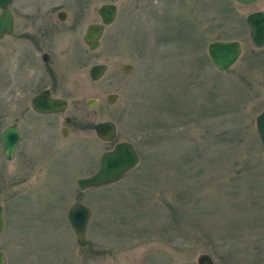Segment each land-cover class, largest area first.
Segmentation results:
<instances>
[{
    "label": "rangeland",
    "instance_id": "rangeland-1",
    "mask_svg": "<svg viewBox=\"0 0 264 264\" xmlns=\"http://www.w3.org/2000/svg\"><path fill=\"white\" fill-rule=\"evenodd\" d=\"M24 1L28 12L52 11L55 23L58 12L67 13L58 96L69 107L37 132V166L20 158L28 126L17 157L7 160L3 131L20 116L27 124L41 120L32 119L29 99H14L16 84H5L16 61L0 42V249L7 264H198L203 254L214 264H264V147L256 121L264 110V48L255 47L246 23L264 11V0L252 7L233 0L16 2ZM106 4L117 5L116 19L90 51L85 33L102 23L98 10ZM216 41L242 43L227 72L209 57ZM95 65L107 66L98 81L89 74ZM111 94L118 95L113 105ZM108 121L117 127L115 143H132L140 163L117 184L82 192L78 180L115 146L95 132ZM77 203L93 211L87 247L67 218Z\"/></svg>",
    "mask_w": 264,
    "mask_h": 264
},
{
    "label": "water",
    "instance_id": "water-1",
    "mask_svg": "<svg viewBox=\"0 0 264 264\" xmlns=\"http://www.w3.org/2000/svg\"><path fill=\"white\" fill-rule=\"evenodd\" d=\"M13 0H0V9L5 10V14L0 18V39L5 34L13 31V17L8 10V6ZM243 7H251L262 0H233ZM102 24H92L88 27L84 36V42L90 51H95L101 44L105 28L113 24L118 13V7L114 4H106L98 10ZM61 19L66 14H61ZM247 26L250 30V38L258 49L264 48V11L254 12L246 18ZM242 43L240 41H216L208 46V54L213 65L221 72L230 70L239 60L242 54ZM133 70L131 65L124 67V73L129 74ZM106 65H96L90 69V77L94 81L100 80L106 73ZM109 104L113 105L118 100V95L111 94L107 98ZM94 99L88 101V106L94 108ZM68 102L65 100H54L49 96L41 95L32 102L34 111L44 114L64 113L68 109ZM70 120H68L69 122ZM257 130L264 147V111L257 118ZM66 129L64 130V133ZM97 137L106 143H112L118 138L116 125L111 122L99 123L95 126ZM3 154L7 160H13L16 148L20 140V131L16 126L8 127L2 134ZM140 163L134 145L129 142H120L114 149L103 153L99 170L92 176L82 178L78 181L81 191L93 188H101L116 184L134 170ZM93 212L90 207L83 203H77L69 209L68 221L73 229L77 243L81 247H87V229ZM4 208L0 206V247L1 236L4 231ZM0 264H7L5 253L0 249ZM198 264H214L212 257L203 254L198 258Z\"/></svg>",
    "mask_w": 264,
    "mask_h": 264
},
{
    "label": "flooded vegetation",
    "instance_id": "flooded-vegetation-1",
    "mask_svg": "<svg viewBox=\"0 0 264 264\" xmlns=\"http://www.w3.org/2000/svg\"><path fill=\"white\" fill-rule=\"evenodd\" d=\"M16 1L13 0L9 5V12L13 17V31L10 34L3 35L0 39V42L4 43L5 49L14 53L16 61V68L10 73L12 76L15 75L14 78L12 79L11 76L9 81L4 83L7 85L15 83L16 89L13 92L14 99H29L31 107L33 100L41 95L45 97L49 96L54 100H66L58 96L63 86L62 74L65 67L64 59L66 57L65 48L62 47L63 43L58 42V38H61L62 34V31L59 29L61 28L60 24L67 17L61 19V12L63 11H60L57 13V18L60 22L55 23L52 17V11L46 9L43 12L41 10L28 12L31 9L29 1H24L19 4ZM4 14L5 10L0 9V18ZM32 110L33 115L36 116V118L32 119L41 121H29L27 124L22 122L23 117L20 116L19 121L11 125L16 126L20 131V140L14 158L17 157L20 146L26 140L22 128L28 126L31 132L29 143L26 145V151L20 154V158L28 168L35 167L40 162L41 154L35 150L37 146L35 141H37V136H39L37 132H40L46 126H51L49 121L48 124L46 123L45 118L65 114V112L44 114L34 111L33 108ZM68 120L70 121L68 122ZM72 122V118L68 117L65 119V123L68 126ZM65 129L66 132L64 133ZM68 130V127H63L62 135L66 136ZM57 144L56 140L54 142L56 148ZM116 144L118 143H115V146Z\"/></svg>",
    "mask_w": 264,
    "mask_h": 264
}]
</instances>
